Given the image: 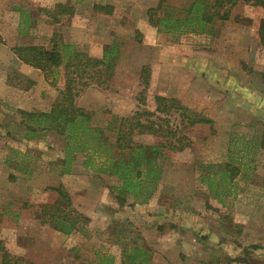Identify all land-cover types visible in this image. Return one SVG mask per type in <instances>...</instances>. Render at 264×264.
Returning <instances> with one entry per match:
<instances>
[{
	"label": "rangeland",
	"instance_id": "rangeland-1",
	"mask_svg": "<svg viewBox=\"0 0 264 264\" xmlns=\"http://www.w3.org/2000/svg\"><path fill=\"white\" fill-rule=\"evenodd\" d=\"M161 1L0 0V264L5 253L10 264H87L99 250L123 264L125 249L135 246L149 251L151 264H264V7L240 1L208 33H159L149 9ZM174 1L166 3L182 16L189 7ZM165 13L152 15L156 21ZM53 41L112 63L91 71L77 98L112 143L120 117L154 112L156 95L213 121L189 126L172 115L191 146L162 152L161 179L148 202L134 204L118 189V176L87 165L86 151L63 174L64 136L20 135L26 126L19 110L50 111L67 76L64 65L49 78L38 68L23 71L13 48L50 49ZM231 153L239 158L235 178L221 174ZM58 187L74 214L88 217L70 235L41 219L47 204L63 200L69 209Z\"/></svg>",
	"mask_w": 264,
	"mask_h": 264
},
{
	"label": "trees",
	"instance_id": "trees-1",
	"mask_svg": "<svg viewBox=\"0 0 264 264\" xmlns=\"http://www.w3.org/2000/svg\"><path fill=\"white\" fill-rule=\"evenodd\" d=\"M240 1L264 7V0H213V2L195 0L187 10H180L183 15L178 16L174 13L177 9L167 5L166 0H162L157 7L149 9V21L157 27L159 33H208L215 20H229L230 9ZM161 8L169 9V13L162 14L155 21L152 13ZM260 43L264 46V25ZM13 49L22 61L41 69L47 78L50 77L48 74L54 76L62 65L67 76L50 111L19 110L23 116L22 124L26 126V132L20 135L27 139L44 136L47 133L64 136L66 147L61 156L63 174L70 173L77 154L86 151L89 154L87 165L98 173L118 176L122 181L118 189L122 193L132 194L135 198L134 204H144L154 196L162 174L163 167L159 161L162 152L183 151L191 146L189 137L180 132L177 124L171 123L172 115H178L189 126L213 122L193 112L177 98L156 95L154 112L141 108L130 116L120 117L115 128L116 139L112 143L104 137L103 131L106 128L94 126L91 123V116L77 103L83 88L90 84L92 79L90 72L106 66V63L107 67H112V63L109 64L105 57L102 59L91 57L86 52L75 51L72 45H61L57 41H53L50 49L38 45L17 46ZM142 71H149V66H144ZM144 84L149 85V75L144 79ZM138 136H151L154 140L145 143L138 141ZM259 147L264 148V132ZM115 148L127 151L129 155L116 157ZM233 150L237 155L244 151L242 148ZM234 155L231 153L226 170L221 171V174L229 175V178L230 175L235 178L240 171V166L235 165L239 158ZM231 182L233 180H229V184ZM57 191L65 198L69 209L61 205L64 203L63 200H60V203L47 204L43 207L41 219L43 225L48 224L50 228L70 235L80 229V223L82 220L88 221V217L74 214L75 209L70 196L63 187H58ZM226 191L225 195L231 194L230 190ZM8 256L7 253L3 255L1 264H10ZM124 258L123 264H151L149 251L138 246L126 248ZM87 264L115 262L112 254L99 250L96 258Z\"/></svg>",
	"mask_w": 264,
	"mask_h": 264
},
{
	"label": "crops",
	"instance_id": "crops-1",
	"mask_svg": "<svg viewBox=\"0 0 264 264\" xmlns=\"http://www.w3.org/2000/svg\"><path fill=\"white\" fill-rule=\"evenodd\" d=\"M136 1H139V2H142L143 3H147L149 5V0H136ZM194 2V0H183L180 2V4L178 5L179 7H182V8H188L192 5V3ZM175 5L177 4V2H175L174 0H169V5ZM143 31L145 32V28H143ZM146 33H149V31H146ZM149 36V35H148ZM104 46V45H103ZM90 47L89 51H92V46H89ZM17 57V60L19 61V63H17L19 66H21V68L23 69V71H26L27 73H31L33 75H35L36 71H37V68L25 63L24 61H22L20 59V57ZM44 111V110H43Z\"/></svg>",
	"mask_w": 264,
	"mask_h": 264
}]
</instances>
